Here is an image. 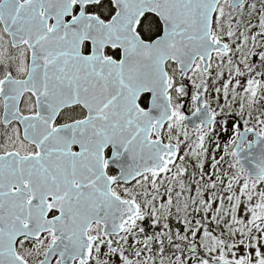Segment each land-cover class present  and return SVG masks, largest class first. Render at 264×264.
Wrapping results in <instances>:
<instances>
[{"label":"snow or ice","instance_id":"obj_1","mask_svg":"<svg viewBox=\"0 0 264 264\" xmlns=\"http://www.w3.org/2000/svg\"><path fill=\"white\" fill-rule=\"evenodd\" d=\"M0 264H264V0H0Z\"/></svg>","mask_w":264,"mask_h":264}]
</instances>
